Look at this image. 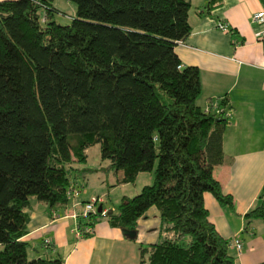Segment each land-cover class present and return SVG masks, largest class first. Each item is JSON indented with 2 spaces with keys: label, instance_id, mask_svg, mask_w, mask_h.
<instances>
[{
  "label": "trees",
  "instance_id": "1",
  "mask_svg": "<svg viewBox=\"0 0 264 264\" xmlns=\"http://www.w3.org/2000/svg\"><path fill=\"white\" fill-rule=\"evenodd\" d=\"M70 1V24L55 20L63 12L54 0L0 1V264H63L29 257L25 210L32 197L56 212L66 206L96 171L85 166L96 144L116 176L109 187L143 172L154 181L111 214L80 215L79 229L106 217L136 230L156 207L160 238L141 246L140 264H236L204 201L210 192L234 209L214 176L230 107L225 97L199 105L200 69L175 50L192 31L191 0ZM261 199L247 223H264V191Z\"/></svg>",
  "mask_w": 264,
  "mask_h": 264
},
{
  "label": "crops",
  "instance_id": "2",
  "mask_svg": "<svg viewBox=\"0 0 264 264\" xmlns=\"http://www.w3.org/2000/svg\"><path fill=\"white\" fill-rule=\"evenodd\" d=\"M262 10L261 0H191L192 31L175 48L183 65L200 69L203 89L199 105L204 108L210 99L225 97L232 113L223 137L224 160L215 166L214 176L223 192L233 197L234 209L210 192L204 194V201L219 233L231 241L234 237L242 241L241 252L233 249L236 264H264V223L259 219L247 223L245 219V214L262 202L264 191V23L253 20ZM224 24L230 26L228 32L221 28ZM102 168L94 172L105 173L101 183L109 188L116 176L111 172L114 182L110 183V172ZM94 172L82 178L84 186ZM128 184L112 186L108 193ZM94 196L101 197L104 209L115 210L111 195L109 202L105 192ZM87 197L85 190L84 196L70 199L57 212L38 199L31 201L25 210L29 223L23 238L29 242V257H61L63 264H140L141 246L160 238L158 209L151 207L138 220L135 239L111 226L106 217L90 236H79L80 202Z\"/></svg>",
  "mask_w": 264,
  "mask_h": 264
},
{
  "label": "rangeland",
  "instance_id": "3",
  "mask_svg": "<svg viewBox=\"0 0 264 264\" xmlns=\"http://www.w3.org/2000/svg\"><path fill=\"white\" fill-rule=\"evenodd\" d=\"M54 5L63 12V13H57L55 15V20L61 24H70L72 21V17L75 16L76 14L77 4L70 0H54ZM87 154H88V161L85 164V166L87 167L96 169L100 167H107L110 164V162L107 159L102 158L100 144H96V145L89 147L87 150ZM157 164H158V161L155 165V168ZM105 177L106 175L102 171H97L89 175L88 179L86 180L85 186L82 187V190L79 191V194H83V196H84L85 190H88V193H89V197H87V199H85L84 202H80L83 208H84L85 203L95 198V196L91 197L92 194L97 195V194H102V192H105V194H107L106 196L107 202L110 201L108 197V194H109L111 195L112 202H114L116 206L119 205L121 203L122 196L124 194H126L127 196H134L141 191L143 186L153 183L154 171L143 172L139 175V177L134 183H129L127 186H119L116 188V190H113L110 193H108L109 190H112L113 188H110V187L108 188L106 184L104 185L101 183V180ZM108 177H109L110 183L114 182L113 173L110 172ZM101 187L103 188V191L100 189ZM31 201H37V198L32 197ZM232 248L235 249V247L233 246Z\"/></svg>",
  "mask_w": 264,
  "mask_h": 264
},
{
  "label": "built area",
  "instance_id": "4",
  "mask_svg": "<svg viewBox=\"0 0 264 264\" xmlns=\"http://www.w3.org/2000/svg\"><path fill=\"white\" fill-rule=\"evenodd\" d=\"M253 20L256 21V22L264 23V10L259 11L258 13H255L254 16H253ZM221 28L225 32H228L230 30V26L228 24L222 25ZM213 110H215L217 113H223L224 112V109L219 107V101L218 100H215V102L213 104ZM225 116L227 118L231 119L232 113H231L230 109H228L225 112ZM68 195L70 196V199H73V198L77 197L79 195V189L76 188L74 190L69 191ZM99 202H102V199L100 197L99 198L95 197L92 200H90L87 203H85L84 204V208H83V210H82L80 215L85 217L89 213L97 212L98 207H99ZM107 212L108 211L106 209H103V214H106ZM92 231H93L92 228L86 226V227H84V229H82V230L79 229L78 230V235L79 236H84L85 233H92ZM46 244L50 245V240H47ZM231 245L233 247H235V249L238 252L242 251L243 244H242V241L238 237H234L232 239Z\"/></svg>",
  "mask_w": 264,
  "mask_h": 264
},
{
  "label": "water",
  "instance_id": "5",
  "mask_svg": "<svg viewBox=\"0 0 264 264\" xmlns=\"http://www.w3.org/2000/svg\"><path fill=\"white\" fill-rule=\"evenodd\" d=\"M103 211V206L99 205L98 207V212L102 213ZM113 212V210L108 211V214H111ZM124 233L131 239H135L137 236V230H127V229H123Z\"/></svg>",
  "mask_w": 264,
  "mask_h": 264
}]
</instances>
